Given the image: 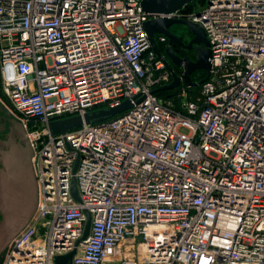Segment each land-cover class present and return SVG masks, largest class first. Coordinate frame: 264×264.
I'll use <instances>...</instances> for the list:
<instances>
[{
	"label": "built area",
	"instance_id": "built-area-1",
	"mask_svg": "<svg viewBox=\"0 0 264 264\" xmlns=\"http://www.w3.org/2000/svg\"><path fill=\"white\" fill-rule=\"evenodd\" d=\"M199 3L156 14L142 0H0V91L37 182L0 264H56L72 250L71 264H264V0ZM162 16L205 31L211 68L194 86L162 89L181 74L145 28Z\"/></svg>",
	"mask_w": 264,
	"mask_h": 264
},
{
	"label": "water",
	"instance_id": "water-1",
	"mask_svg": "<svg viewBox=\"0 0 264 264\" xmlns=\"http://www.w3.org/2000/svg\"><path fill=\"white\" fill-rule=\"evenodd\" d=\"M192 1L194 0H142V6L149 13L168 14L185 7ZM172 24H183L188 27L194 35L188 44H185L181 37L169 29ZM145 28L154 50L160 55L154 38L155 34L162 33L169 39L166 53L176 66L181 67V74L174 73L173 81L162 89L174 88L181 83L182 79L188 86H194L196 83L192 81V73L197 69L210 70L211 50L201 24L188 19L162 16L148 20ZM174 43L183 46V56L174 51L172 47ZM193 45H195V60L191 59L185 51V49L192 48ZM129 106V102H124L120 106L97 109L83 116L76 115L54 120L51 127L54 133H64L81 126L84 122L94 123L106 120ZM9 146L10 150L6 153L3 163L4 168L0 167V255L8 243L27 224L37 205V182L31 160L33 151L23 128L19 139L16 142L11 140ZM72 194L77 200H80L75 177L72 180ZM90 227L91 216L87 213L83 238L88 236ZM74 253L75 250H72L67 254L57 256L56 264H71Z\"/></svg>",
	"mask_w": 264,
	"mask_h": 264
},
{
	"label": "rangeland",
	"instance_id": "rangeland-1",
	"mask_svg": "<svg viewBox=\"0 0 264 264\" xmlns=\"http://www.w3.org/2000/svg\"><path fill=\"white\" fill-rule=\"evenodd\" d=\"M196 9L200 8L199 0L194 1ZM171 29L174 33L182 36H187L186 27L182 24H173ZM0 167L4 168V160L6 153L10 150L9 142L14 140L15 142L19 139V136L22 133V124L21 122L10 112L7 108L9 103L7 99L2 95L0 91ZM22 126V127H21ZM34 213V212H33ZM1 221V215H0Z\"/></svg>",
	"mask_w": 264,
	"mask_h": 264
},
{
	"label": "flooded vegetation",
	"instance_id": "flooded-vegetation-1",
	"mask_svg": "<svg viewBox=\"0 0 264 264\" xmlns=\"http://www.w3.org/2000/svg\"><path fill=\"white\" fill-rule=\"evenodd\" d=\"M173 25V24H172ZM183 25V24H182ZM185 27H186V30H187V36L185 37V36H182V35H178V34H176V35H178L179 37H181L182 38V40H183V42L185 43V44H188V42L192 39V37L194 36L190 31H189V29H188V27L186 26V25H184ZM169 29L172 31V29H171V25L169 26ZM173 32V31H172ZM174 33V32H173ZM154 38H155V42H156V45H157V48H158V50L160 51V52H162V48L165 46V48H167L168 47V45H169V39L168 38H166V41L165 42H161V41H159V36H158V33H156L155 34V36H154ZM172 47H173V49H174V51L178 54V55H180V56H183V46H181V45H179V44H172ZM185 51H186V53H187V55L191 58V59H193V60H195V58H196V53H195V45H193V47L192 48H190V49H185ZM199 72H202L203 70L202 69H197Z\"/></svg>",
	"mask_w": 264,
	"mask_h": 264
},
{
	"label": "trees",
	"instance_id": "trees-1",
	"mask_svg": "<svg viewBox=\"0 0 264 264\" xmlns=\"http://www.w3.org/2000/svg\"><path fill=\"white\" fill-rule=\"evenodd\" d=\"M194 1H195V0H194ZM194 1L188 3V4L185 6V9H184V10H186V11H188V10H193V8L195 7V5H194Z\"/></svg>",
	"mask_w": 264,
	"mask_h": 264
}]
</instances>
